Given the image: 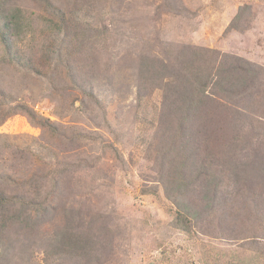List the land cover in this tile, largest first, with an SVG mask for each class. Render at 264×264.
Masks as SVG:
<instances>
[{"label": "rangeland", "instance_id": "374dc122", "mask_svg": "<svg viewBox=\"0 0 264 264\" xmlns=\"http://www.w3.org/2000/svg\"><path fill=\"white\" fill-rule=\"evenodd\" d=\"M0 193V264H264V0H2Z\"/></svg>", "mask_w": 264, "mask_h": 264}, {"label": "trees", "instance_id": "16d2710c", "mask_svg": "<svg viewBox=\"0 0 264 264\" xmlns=\"http://www.w3.org/2000/svg\"><path fill=\"white\" fill-rule=\"evenodd\" d=\"M1 1L2 0H0V2ZM2 35H3L4 41L6 42V33L4 31H2ZM6 46L9 48V45L7 44V42H6ZM197 54L195 56L190 57L191 62L195 63L194 66H196V63L200 62V60L199 61L197 60ZM211 60H212V58H211ZM204 65L205 64L200 65V67H197V71L199 72L200 70L202 71V69L204 70L205 69ZM215 78H216V83L218 85L221 82V80L219 79L218 75H215ZM199 84H201V83H199ZM213 85H215V84H213ZM205 86L208 87V80H207V82L203 83V85L200 88H198V84H196V89H195L196 92L191 91L190 94L195 95L197 92L206 94L207 92L205 90ZM185 88H186V86H185ZM206 97H207V94H206ZM195 104H197V101H195ZM7 204H8V202L6 201V199L0 193V209L4 208L5 206H7ZM177 223H178V226L182 230H184L185 232H189V230H190V228L192 226L191 218L184 211H179L178 217H177ZM81 240L82 241H78V240L74 239L69 234L64 235L59 240V245H58V247L56 249V254L55 255H58V254L67 255V253H72L73 249H75V250H80V251L85 252L84 255H81L82 257L86 256V251L90 250V249H87L89 243H87L86 240H84L82 238H81ZM77 258H81V257H77Z\"/></svg>", "mask_w": 264, "mask_h": 264}]
</instances>
